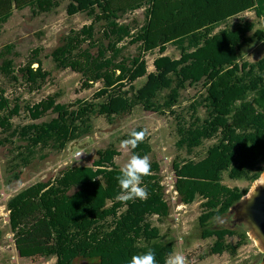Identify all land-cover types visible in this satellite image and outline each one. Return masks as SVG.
Instances as JSON below:
<instances>
[{
    "label": "trees",
    "instance_id": "16d2710c",
    "mask_svg": "<svg viewBox=\"0 0 264 264\" xmlns=\"http://www.w3.org/2000/svg\"><path fill=\"white\" fill-rule=\"evenodd\" d=\"M66 1L69 17L85 14L90 24L71 30L49 58L57 69L79 74L83 90L100 87L90 99L60 103L56 93L24 106L0 87V146H13L15 179L19 169L92 134L97 117L112 124L137 107L176 116V147L188 156L173 162L174 190L184 205L201 202V239H214L208 256L235 257L247 243V230L210 225L248 193L223 184L224 175L255 182L264 173V57L254 63L242 58L244 47L254 42L264 46V28L242 19L229 22L248 12L264 20V0ZM59 7L60 0H0V34L16 12L29 9L36 17ZM138 11H143L142 23L130 19ZM169 47L179 53L177 58L166 55ZM18 56L13 44L1 49V76L29 92L51 80L41 49L20 66L14 60ZM148 56H155L153 72ZM140 80L143 84L137 86ZM199 84V98L182 109L190 114L186 118L177 113L182 91ZM22 112L30 122L14 125ZM134 132L143 136L130 146L132 155L148 157L152 147L144 127L124 139ZM211 140L215 143L199 157L196 150ZM120 155L114 147L99 150L91 166L68 167L8 201L10 229L21 258L130 264L131 256L152 251L157 264H165L175 242H164L150 220L170 215L160 164L152 162L142 180L146 196L128 200L120 196L117 181L115 160ZM235 237V244L228 242Z\"/></svg>",
    "mask_w": 264,
    "mask_h": 264
},
{
    "label": "rangeland",
    "instance_id": "374dc122",
    "mask_svg": "<svg viewBox=\"0 0 264 264\" xmlns=\"http://www.w3.org/2000/svg\"><path fill=\"white\" fill-rule=\"evenodd\" d=\"M68 1L60 0V7L53 13L41 14L34 17L29 9L16 12L14 16L3 27L0 34V51L7 44H13L18 57H14L17 66L23 65L35 49H41V58L44 70L51 73V80L43 84L35 92L20 84H14L0 75V87L6 89V96L17 100L22 106L33 105L53 94H59L60 103H71L76 99L92 98L97 84L91 90L81 88V76L70 69L59 70L55 67L51 53L62 43L64 37L71 30H79L84 25L90 24L85 14L69 17L66 13ZM130 19H136L138 23L143 22V11L131 15ZM240 19L255 23L256 29L264 28V20L256 18L255 14L248 12L229 22L235 24ZM132 48V52H134ZM166 55L177 58L179 53L174 47H169ZM264 57V46L254 42L242 50V58L245 61L254 63ZM155 56H148V70L154 71L153 60ZM140 80L137 83L139 86ZM143 84V83H142ZM202 93V84L188 87L182 91V104L177 113L188 118L189 113L182 109L187 108L197 100ZM199 115L204 117V110H199ZM176 116L158 115L153 112H146L137 107L132 113L118 117L112 124L104 117L94 119L93 133L83 137L78 142L67 146L64 151L50 152L46 160L34 161L28 168L19 169L21 174L18 180L13 174V146H0V264H55L56 258L24 259L16 251L13 234L9 224V213L7 210L8 201L21 192L38 182H47L55 178L62 170L72 166H91L97 159V152L109 147H114L121 155L116 158V165L122 169L133 156L130 146H122L124 136L137 127H144L148 133L152 153L147 157L149 164L158 162L161 167L162 184L165 187L166 201L170 205V215L160 220L152 217L150 220L158 227L164 242L174 241L175 252L185 257V264H261L264 258V251L258 242L248 236L245 246L238 250L235 257L225 253L223 255L208 256L209 248L214 239L202 240L199 217L203 213L201 202L197 201L192 205H184L180 202L174 190L175 176L173 162L188 155L179 151L177 142V121ZM52 116L42 121L50 120ZM14 125H25L30 122L26 113L15 118ZM1 134L0 138H3ZM215 143V140L206 141L195 153L203 156L207 148ZM193 156V155H191ZM193 158V157H191ZM264 167V164H263ZM264 174V173H263ZM223 184L229 187H238L248 192L253 190L255 182L249 180H230L224 175ZM235 214H227L211 222V229L235 228L240 232L247 230L244 224L235 223ZM235 223V224H234ZM238 238H230L228 242L235 244ZM91 260L78 259L74 264H93Z\"/></svg>",
    "mask_w": 264,
    "mask_h": 264
},
{
    "label": "clouds",
    "instance_id": "9594fccd",
    "mask_svg": "<svg viewBox=\"0 0 264 264\" xmlns=\"http://www.w3.org/2000/svg\"><path fill=\"white\" fill-rule=\"evenodd\" d=\"M143 133H132L131 138L122 142V146L135 147L136 143L142 138ZM150 164L147 157L133 155L127 164L120 169L117 177L120 188V196L128 200L143 198L146 196L145 189L142 187V180L148 174ZM119 198V197H118ZM130 264H157L155 254L152 251L133 255L130 257ZM165 264H185V257L181 254L171 253Z\"/></svg>",
    "mask_w": 264,
    "mask_h": 264
},
{
    "label": "water",
    "instance_id": "95a60500",
    "mask_svg": "<svg viewBox=\"0 0 264 264\" xmlns=\"http://www.w3.org/2000/svg\"><path fill=\"white\" fill-rule=\"evenodd\" d=\"M233 213L235 223L244 224L248 236L255 239L264 251V174L255 181L253 190L231 208L229 214ZM261 264H264V258Z\"/></svg>",
    "mask_w": 264,
    "mask_h": 264
}]
</instances>
